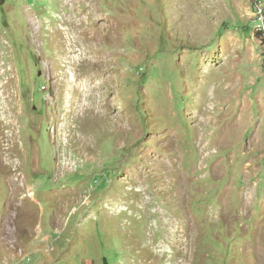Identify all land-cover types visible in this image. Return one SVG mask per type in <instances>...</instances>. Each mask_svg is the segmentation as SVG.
Returning a JSON list of instances; mask_svg holds the SVG:
<instances>
[{
  "label": "rangeland",
  "instance_id": "rangeland-1",
  "mask_svg": "<svg viewBox=\"0 0 264 264\" xmlns=\"http://www.w3.org/2000/svg\"><path fill=\"white\" fill-rule=\"evenodd\" d=\"M0 264H264V0H0Z\"/></svg>",
  "mask_w": 264,
  "mask_h": 264
},
{
  "label": "water",
  "instance_id": "water-1",
  "mask_svg": "<svg viewBox=\"0 0 264 264\" xmlns=\"http://www.w3.org/2000/svg\"><path fill=\"white\" fill-rule=\"evenodd\" d=\"M1 1H3V0H1Z\"/></svg>",
  "mask_w": 264,
  "mask_h": 264
}]
</instances>
